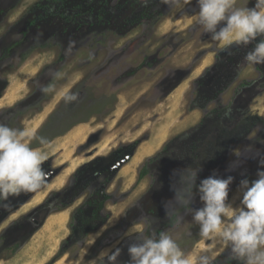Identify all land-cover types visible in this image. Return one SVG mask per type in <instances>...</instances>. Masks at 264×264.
Returning <instances> with one entry per match:
<instances>
[{"label":"rangeland","instance_id":"obj_1","mask_svg":"<svg viewBox=\"0 0 264 264\" xmlns=\"http://www.w3.org/2000/svg\"><path fill=\"white\" fill-rule=\"evenodd\" d=\"M47 1L0 0V123L33 132L30 146L47 156L42 164L46 184L41 189L0 201V237L8 242L23 240L20 249L4 253L0 264H107L100 254L117 249L116 264H129L128 247L141 236L134 230L137 225L143 226V235L167 233L192 257L208 255L214 261L228 254L230 248L218 238L201 237L200 229L191 241L183 240L185 234L194 235L192 210L202 207L195 187L190 195L187 192L186 170L201 166L204 179L248 166L251 181L257 179L258 170H264V64L244 61L256 41L247 46L214 41L198 23L196 0L189 4L128 0L124 7L125 0H110L114 15L104 17L109 23L98 20L89 30L63 22L57 14L61 5ZM254 3L236 0V7ZM38 15L53 17L29 28ZM86 82L94 98L108 101L96 108V117L46 145L36 142L65 98ZM18 105L23 114L9 112ZM213 110L219 113L208 114ZM169 125L161 146L134 163L140 147ZM230 131L232 141L219 136ZM207 141L216 145L222 141L224 150L214 159L217 169L203 162V150L211 151ZM133 143L138 148L125 166L128 170L109 185L112 202L104 230L86 239L85 246L81 239L68 242L78 202L60 213L40 212L41 208L92 157H109ZM151 158L156 160L148 166L150 173L140 180V169ZM242 192L239 185L229 194L233 207L240 206ZM122 221L121 229L113 231ZM109 229L106 243L100 244L105 247L97 248ZM230 256L231 252L222 264Z\"/></svg>","mask_w":264,"mask_h":264},{"label":"clouds","instance_id":"obj_2","mask_svg":"<svg viewBox=\"0 0 264 264\" xmlns=\"http://www.w3.org/2000/svg\"><path fill=\"white\" fill-rule=\"evenodd\" d=\"M191 2L183 0L184 4ZM196 3L198 23L212 34L214 41L222 45L235 43L243 46L256 41L244 61L248 65L264 64V0H255L252 7H236V0H196ZM34 138V133L29 130L0 123V201L35 192L46 184L47 174L42 164L47 156L41 149L30 146ZM39 143L46 145L47 142L40 138ZM186 171L189 173L187 192L190 195L195 187L202 204L192 210V221L199 225L200 236L212 240L218 238L224 247L230 248V259L237 264H264V170H258L257 179L251 182L241 180L243 192L239 207H233L229 202L232 176L217 178L210 175L195 185L199 171ZM134 230L141 236L139 242L128 247L129 264L213 262L212 256L186 255L167 233L162 232L158 237L143 235L142 225H137ZM119 255L120 249L111 254L102 252L100 259L103 261L106 257L107 264H116Z\"/></svg>","mask_w":264,"mask_h":264},{"label":"flooded vegetation","instance_id":"obj_3","mask_svg":"<svg viewBox=\"0 0 264 264\" xmlns=\"http://www.w3.org/2000/svg\"><path fill=\"white\" fill-rule=\"evenodd\" d=\"M49 4H59L61 5L60 10H58V17L65 23H69L73 26H78L79 28L93 29L94 23L99 21H103L105 15H114L109 9L110 0H48ZM122 2V0H121ZM128 4V0H125L121 3L122 7ZM42 7V6H38ZM46 7L44 10H48ZM127 8V7H126ZM50 14V12H49ZM48 16V17H47ZM52 15H38L33 18V22L29 25V28H34L36 25L40 26V23L43 21H48L52 18ZM101 17L103 19H101ZM109 18H105L103 22L109 23ZM95 27V26H94ZM104 27V26H103ZM86 30V29H85ZM202 79L197 81V85L201 82ZM87 83V82H86ZM86 83L80 84L74 91V93L69 97H75L74 99H69V97L65 98L62 102L61 106L57 109V111L47 120L46 124L50 121V119L57 114L63 104L67 100H69L68 108L73 110L76 108L78 104L82 102L89 103L88 95H91V89L87 88ZM90 94H88V92ZM94 97V96H93ZM86 100V101H85ZM104 100L99 99L100 107L104 104ZM107 101V100H106ZM108 102V101H107ZM106 102V103H107ZM24 103V102H23ZM21 103V104H23ZM20 105L10 109V113H15L16 111H21L22 108H19ZM15 109V110H14ZM26 110V109H25ZM15 111V112H13ZM96 108L90 109L89 118L85 119L87 123L89 120L96 117ZM208 114L219 113L216 111H207ZM23 114V113H22ZM18 116V112H17ZM80 123V124H83ZM78 124V125H80ZM61 125V124H59ZM43 126V127H44ZM75 127V126H74ZM219 127V126H218ZM217 127V128H218ZM43 129V128H42ZM41 129V130H42ZM236 130V128L232 129ZM224 131V129L220 130L219 133ZM230 131L225 135H219L221 138H225L226 140L232 141L229 139V136H232ZM218 133V134H219ZM209 138V137H208ZM220 139V138H219ZM208 140V139H207ZM222 140V139H221ZM137 143L133 144H124L120 148L116 149L111 153L109 157L104 156H94L91 161L88 162L87 165L81 167L75 176L71 179L70 184L59 191L58 193L53 194L46 202L45 206L41 208L40 212L44 210H51L53 212H63L68 211L73 205L76 204L75 208L72 211L70 227L72 230L71 237L68 239V242H79L81 239V243L83 246L86 245V239L91 238L93 234L100 233V231L104 230L103 227L106 226L109 220V213L107 206L112 202V195L109 191V185L114 181V179L120 175L122 169L133 159L136 155ZM207 148L211 151L203 150L206 153V158L204 157L205 163H209L212 159L218 156V154L223 151L222 141L214 143V141H207ZM144 166V165H143ZM142 166V167H143ZM141 167V168H142ZM47 169V167H45ZM141 173V172H140ZM139 173V179H140ZM123 222L119 224L113 231H119L123 226ZM111 229L106 230L104 234L100 237L99 245L97 248L105 247V245H100L106 243L105 239H103ZM83 238V239H82ZM86 241V242H85ZM23 240H19L18 242H8L4 235L0 237V258L3 257L5 252L15 251L16 249H20L22 246ZM101 246V247H100ZM229 253H224L218 256L212 264H222L224 260L228 257ZM226 256V258H224ZM6 258L10 256H4ZM227 260V259H226ZM229 259L228 261H230ZM227 261V262H228ZM227 262L225 264H227Z\"/></svg>","mask_w":264,"mask_h":264},{"label":"trees","instance_id":"obj_4","mask_svg":"<svg viewBox=\"0 0 264 264\" xmlns=\"http://www.w3.org/2000/svg\"><path fill=\"white\" fill-rule=\"evenodd\" d=\"M151 3L148 5L150 6ZM86 87L88 88V84L86 83ZM88 92V91H87ZM92 92V91H91ZM88 94H90V92H88ZM88 101L89 103H86L85 104L82 102L80 104H78L76 106L75 109L73 110H70L68 108V103L69 100H67L65 102V104H63L61 110L55 114L51 119L50 121L46 124V126L43 127V129L40 131L38 137L36 138V142H39V139L40 138H43L46 142H49L50 140L56 138V137H59V136H62L64 135L65 133H67L70 129H72L74 126L80 124V123H83L85 122V119L89 118V111L90 109H93V108H99L100 106V101L96 98L93 97V95H88ZM86 101V100H85ZM61 124V125H59ZM166 149H164L165 151ZM156 158H151L149 159L145 164L144 166L140 169V180L141 179H144L146 178L149 173H150V170L148 168L149 164H152L153 162H155ZM210 164L209 167H213L214 169V166L216 167V163H214V159H212L211 161H209ZM198 168V171H199V176L198 178L196 179V181H200V179H203V177L201 176L204 168H202L201 166H197ZM202 169V170H200ZM217 169V167L215 168ZM230 169V168H229ZM233 168L231 167L230 169V173L227 172L226 174H223V175H218L217 178H226L228 176H232L234 178L233 180V183L229 186V194L233 192V190H235L239 185H240V182L241 180H244V179H247L249 182H251L252 180V175H251V172H252V169L250 167H240V169L238 170H232ZM233 171V172H232ZM199 185V184H198ZM185 211V209H184ZM181 212H183L182 210L178 211L177 213H175L172 217L171 220H173L175 217L176 219L178 218V214H180ZM191 229L194 230V235L192 234L191 235H183L184 236V241L187 242V241H191L195 235L197 236V230L199 229V225L193 223L191 224L190 226ZM111 232V231H110ZM110 232L107 233V235L103 238H107L110 234ZM196 243L197 241H199V238L197 240H194ZM17 250V249H16ZM15 250V251H16ZM14 251V252H15Z\"/></svg>","mask_w":264,"mask_h":264},{"label":"bare ground","instance_id":"obj_5","mask_svg":"<svg viewBox=\"0 0 264 264\" xmlns=\"http://www.w3.org/2000/svg\"><path fill=\"white\" fill-rule=\"evenodd\" d=\"M136 91V90H135ZM138 92V91H137ZM133 93H135V92H133ZM157 114H158V112H157ZM159 115V114H158ZM80 127V126H79ZM170 128H171V126L169 125V126H166V127H164V128H162V129H160V130H158V131H156L155 132V134H154V136L152 137V139L149 141V142H147V143H145V144H143L142 145V147H140V150L138 151V154H137V156L135 157V160H134V163L135 162H139V161H141L142 160V158H146V157H148V156H150V155H152L160 146H161V143H162V141L163 140H165L167 137H168V135H169V130H170ZM86 129V128H85ZM81 130H83V129H81ZM89 131V130H88ZM85 132V131H84ZM77 134H79V133H77ZM76 135V134H75ZM83 135V134H82ZM137 135V134H136ZM79 136H81L80 134H79ZM69 137V136H68ZM75 138H77V137H75ZM87 138V137H86ZM135 138V137H134ZM74 139V138H73ZM78 139V138H77ZM66 140V139H65ZM75 140V139H74ZM111 140V139H110ZM68 141V140H67ZM67 141H65V142H67ZM158 142V143H157ZM69 143V142H68ZM75 143V142H74ZM157 143V145L155 146V144ZM67 144V143H66ZM73 144V143H72ZM65 145V144H64ZM70 145V144H69ZM153 145V146H152ZM59 149H60V147H59ZM58 149V150H59ZM67 149H68V147H67ZM57 150V149H56ZM128 167V166H127ZM127 167H125V169L123 170L122 169V171L121 172H123V171H127L128 169H127Z\"/></svg>","mask_w":264,"mask_h":264},{"label":"crops","instance_id":"obj_6","mask_svg":"<svg viewBox=\"0 0 264 264\" xmlns=\"http://www.w3.org/2000/svg\"><path fill=\"white\" fill-rule=\"evenodd\" d=\"M208 66H209V65H208ZM208 66H207V67H208Z\"/></svg>","mask_w":264,"mask_h":264}]
</instances>
